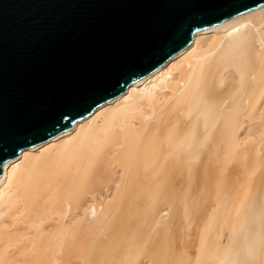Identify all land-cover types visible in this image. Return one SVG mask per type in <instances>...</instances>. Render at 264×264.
Instances as JSON below:
<instances>
[{
  "label": "bare ground",
  "instance_id": "1",
  "mask_svg": "<svg viewBox=\"0 0 264 264\" xmlns=\"http://www.w3.org/2000/svg\"><path fill=\"white\" fill-rule=\"evenodd\" d=\"M0 264H264V7L5 163Z\"/></svg>",
  "mask_w": 264,
  "mask_h": 264
},
{
  "label": "water",
  "instance_id": "2",
  "mask_svg": "<svg viewBox=\"0 0 264 264\" xmlns=\"http://www.w3.org/2000/svg\"><path fill=\"white\" fill-rule=\"evenodd\" d=\"M264 0H0V172Z\"/></svg>",
  "mask_w": 264,
  "mask_h": 264
}]
</instances>
